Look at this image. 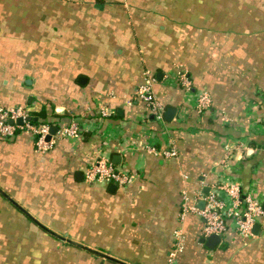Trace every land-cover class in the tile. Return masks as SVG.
I'll list each match as a JSON object with an SVG mask.
<instances>
[{
	"label": "crops",
	"instance_id": "crops-1",
	"mask_svg": "<svg viewBox=\"0 0 264 264\" xmlns=\"http://www.w3.org/2000/svg\"><path fill=\"white\" fill-rule=\"evenodd\" d=\"M180 66L193 92L211 94L209 110L194 108ZM148 69L163 124L123 99ZM0 105L82 128L45 152L28 133L0 136V189L49 229L125 264H168L177 231L176 264H264V216L254 237L229 232L214 248L200 216L180 219L182 191L207 190L230 140L256 149L232 166L264 205V0H0ZM170 141L174 158L143 150ZM100 156L135 178L86 182ZM11 204L0 196V264H122L60 243Z\"/></svg>",
	"mask_w": 264,
	"mask_h": 264
},
{
	"label": "built area",
	"instance_id": "built-area-1",
	"mask_svg": "<svg viewBox=\"0 0 264 264\" xmlns=\"http://www.w3.org/2000/svg\"><path fill=\"white\" fill-rule=\"evenodd\" d=\"M177 79L185 91L193 92V82L189 71L180 66L177 67ZM156 77L151 70H145L143 81L134 94L124 96L127 105L135 102H143L153 116L154 120L164 123L166 106L155 92ZM196 96L194 108L199 113L209 110L213 100L207 90L193 92ZM102 116H109L112 111L107 107L101 108ZM22 122L18 123L17 120ZM52 125L49 123L38 124L33 121L29 109L25 106L5 107L0 105V136L11 138L18 132H25L32 136L35 149L40 152L50 150L61 139L77 138L81 135V126L77 120L69 125L58 127L51 133ZM143 150L162 158H174L178 155V149L172 141L166 148L155 145H146ZM256 149L240 140H230L224 143V155L217 163L220 167L216 178L211 183L202 182L208 189L205 193L202 188L192 195L188 191H182V207L180 219L183 220L188 213L200 216L203 220L202 234L205 238L218 235L221 239L229 232L236 233L243 240L254 237V227L259 219L264 216L263 199L256 192V188L244 192L233 169V162L243 159ZM234 170V171H233ZM85 181L88 183H109L124 186L135 178V175L118 169L106 156H100L85 172ZM203 203V206H199ZM176 245L169 254L168 264H176L177 256L183 251L185 238L181 231L176 232Z\"/></svg>",
	"mask_w": 264,
	"mask_h": 264
},
{
	"label": "water",
	"instance_id": "water-1",
	"mask_svg": "<svg viewBox=\"0 0 264 264\" xmlns=\"http://www.w3.org/2000/svg\"><path fill=\"white\" fill-rule=\"evenodd\" d=\"M174 113V110H169L167 112V117L170 119L171 116L173 115ZM18 123H21L22 120L19 119L17 120ZM58 129V126L56 125H53L52 128H51V133H54L56 130ZM0 192L7 198L9 199L12 203H14L20 210H22L25 214H27L33 221H35L39 226H41L42 228H44L45 230H47L48 232H50L52 235H54L55 237L59 238L60 240L62 241H65L67 243H70V244H74V245H78L84 249H87V250H90L98 255H102V256H105L109 259H113L115 261H118L114 258H112L111 256H109L108 254H103V253H100L92 248H89L88 246H85V245H82V244H79L78 242L74 241L73 239L71 238H67L66 236H62L56 232H54L53 230L49 229L48 227H46L45 225H43L41 222H39L36 218H34V216H32L28 211H26L22 206H20L15 200H13L10 196H8V194L6 192H4L2 189H0ZM205 193L208 192V189L204 191ZM199 206H203V203H199ZM260 226L259 225H256L254 227V233H257V231L259 230ZM202 241L206 244L207 247L209 248H214L215 246H217L220 241H221V238L218 236V235H211L207 238H203ZM119 263H122V264H125L124 262H121V261H118Z\"/></svg>",
	"mask_w": 264,
	"mask_h": 264
},
{
	"label": "trees",
	"instance_id": "trees-1",
	"mask_svg": "<svg viewBox=\"0 0 264 264\" xmlns=\"http://www.w3.org/2000/svg\"><path fill=\"white\" fill-rule=\"evenodd\" d=\"M30 114L32 115V119L34 122L38 123V124H41V123H49L50 125H58V122L56 121H47V122H43V120L46 118V116L44 114H37V115H34L30 110H29ZM37 116V117H35ZM35 118L37 120H35ZM45 121V120H44ZM0 196H3L0 194ZM11 207L15 210V212L17 213H20L22 214L23 216H26L21 210H19L14 204H11ZM54 239L58 240L60 243H63L59 238L55 237V236H52Z\"/></svg>",
	"mask_w": 264,
	"mask_h": 264
},
{
	"label": "rangeland",
	"instance_id": "rangeland-1",
	"mask_svg": "<svg viewBox=\"0 0 264 264\" xmlns=\"http://www.w3.org/2000/svg\"><path fill=\"white\" fill-rule=\"evenodd\" d=\"M22 238H24V237H22ZM25 239H27V238H25ZM44 242H41V244H43ZM43 248H49V246H43Z\"/></svg>",
	"mask_w": 264,
	"mask_h": 264
}]
</instances>
